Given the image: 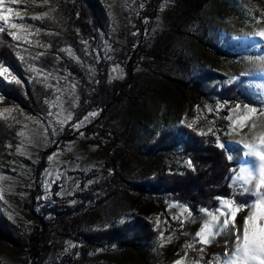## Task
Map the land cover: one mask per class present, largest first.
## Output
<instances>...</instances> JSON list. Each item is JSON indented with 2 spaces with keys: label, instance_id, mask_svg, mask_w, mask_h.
Listing matches in <instances>:
<instances>
[{
  "label": "rangeland",
  "instance_id": "rangeland-1",
  "mask_svg": "<svg viewBox=\"0 0 264 264\" xmlns=\"http://www.w3.org/2000/svg\"><path fill=\"white\" fill-rule=\"evenodd\" d=\"M148 2L124 0L120 5L107 0L114 32H126L125 38H100L95 50L87 47L85 59L70 53L85 71V80L81 81L62 68L42 66L37 61L44 52L37 51L35 44L52 16L49 3L0 0V12L7 8L18 12L20 15L12 16L11 22L26 29L10 30L0 21V28L8 33L15 31L19 37L14 40L26 66L22 77L7 67L11 74H5L7 79L0 76V80L23 88L28 84L37 93L41 90L46 104L39 113L31 115L9 105L0 91V119L10 126L18 142L16 167L11 175L0 176V195L3 198L5 194L17 195L30 202L29 209L8 204L11 216L28 224L35 223L36 214L47 213L50 232L44 236L38 264H227L235 250L237 235L242 236L243 222L253 210L254 183H248L246 178L258 176L259 160L249 154L245 145H257L258 137L264 134V81H248V86L261 93L258 106L234 108L225 118L227 127L220 130L223 106L185 89L178 81L182 74L176 59L169 56L158 59L153 49L159 45L168 54L181 53L194 71H211L225 78L223 83L211 81L208 89H221L242 76L264 74V37L259 35L264 32V0H211L205 8L203 16L209 34L218 43L253 40L252 56L241 54L232 58L219 57L196 42L194 36L199 35V30L191 23L184 35L174 31L167 22L174 0H163L151 11ZM130 46L139 52L137 57L126 56ZM101 61L108 66L100 67ZM102 84L124 86L115 94L116 101L106 108L93 102L102 97ZM83 99L91 107L81 116ZM249 108L255 111L249 113ZM246 116L249 119L239 124ZM178 126H190L199 134L215 130L221 134L215 133L217 143L237 164L233 181L246 204L227 200L215 211L204 210L193 216L187 206L171 200L161 206L141 198H126L119 205L121 221L135 215L154 223L157 241L144 253L100 250L88 258L82 257L77 243L61 235L57 211L75 205L78 191L115 171L131 181L167 171L162 159L147 157L145 150L163 130ZM226 202L239 211L234 219L228 215L230 224L225 228L223 213L230 211ZM106 215L107 210L104 214L93 212L89 218L98 227L107 221ZM205 224L211 233L208 242L202 243L197 233ZM0 259L5 264H34L27 253L1 242Z\"/></svg>",
  "mask_w": 264,
  "mask_h": 264
},
{
  "label": "trees",
  "instance_id": "trees-1",
  "mask_svg": "<svg viewBox=\"0 0 264 264\" xmlns=\"http://www.w3.org/2000/svg\"><path fill=\"white\" fill-rule=\"evenodd\" d=\"M52 9V16L47 20L45 33L36 42L37 51L44 52L38 63L51 68H62L72 75L85 80L84 69L75 61L70 53H77L83 59L87 55V47L95 50L102 37L125 38L126 32H114L111 17L106 6L107 0H46ZM120 5L124 0H115ZM163 0H149L148 9L158 7ZM174 8L167 22L172 24L174 31L185 34L189 23L197 26L199 35L194 36L202 47L214 51L219 57L232 58L241 54L252 56L251 40H233L222 44L209 34L203 12L211 0H174ZM141 27V22L136 20ZM142 30V28H141ZM126 56L137 57L139 52L130 46ZM158 59L169 56L176 59L182 78L178 81L188 91L217 101L223 106L222 119L218 127L226 128L225 118L230 111L238 106H254L262 101L259 91L248 86V81H264V74L242 76L221 89H208L207 85L217 79L223 83L225 78L211 71L196 72L181 55L168 54L159 45L153 49ZM107 67L101 61L100 67ZM0 65L11 68L21 77L26 72L19 44L7 31L0 32ZM123 85L108 86L102 84V97L94 104L108 107L116 101L115 94L123 89ZM0 91L9 105L16 106L24 112L35 115L46 104L42 91L35 92L28 84L25 88L0 80ZM91 105L83 99L81 116L90 111ZM94 107V106H93ZM215 132L199 134L188 126H178L163 130L158 138L150 144L145 155L151 159H162L167 171L139 181H131L122 173L115 171L111 176L96 180L87 188L75 195L73 206H63L57 211L61 222L62 236L75 241L79 252L84 258L92 253L117 251L127 253L148 251L158 239L154 223L140 217L131 216L121 221L119 205L126 198H141L154 201L164 206L166 200L187 206L193 216L202 211H215L223 201L233 200L238 205L246 204L240 195L239 187L233 181V173L237 168L229 153L217 143ZM10 126L0 119V176L11 175L16 167L15 149L17 139ZM191 160L193 168L188 161ZM8 204L21 209L31 208L30 202L17 195H0V242L7 247L20 250L34 260V264L42 255L44 236L50 232V224L46 222L47 213L36 214L34 224H28L22 218L12 217ZM107 221L95 227L89 218L94 212H106ZM0 264H5L0 259ZM104 264V263H96Z\"/></svg>",
  "mask_w": 264,
  "mask_h": 264
},
{
  "label": "snow or ice",
  "instance_id": "snow-or-ice-1",
  "mask_svg": "<svg viewBox=\"0 0 264 264\" xmlns=\"http://www.w3.org/2000/svg\"><path fill=\"white\" fill-rule=\"evenodd\" d=\"M18 12H13L11 8L4 9L3 12H0V21H3L10 30L21 29L26 31L22 25L11 22L12 16H19ZM33 19H36L33 17ZM4 29L0 28V32H3ZM9 35L13 39H19L15 31H9ZM260 36L264 37V32L259 33ZM10 75V69L0 65V76H4L7 79V75ZM12 80H16L15 76H12ZM19 83L18 80H16ZM255 109L249 108L248 112L253 113ZM249 117H244L238 123L243 125ZM255 122H253L252 127H255ZM190 127V126H189ZM259 143L257 145L247 144L245 145L250 149L252 156H255L259 160V169L258 176L250 175L247 177L248 183H254V195L256 197L255 203L252 205L251 214L243 222V233L242 236L239 234L236 238V247L232 255L227 260V264H264V134L258 137ZM190 168L194 166L191 160L188 161ZM247 191V190H246ZM228 213H223L225 219L223 220V227H227L230 224V220L227 218L228 215L234 219L237 212L239 211L238 207L233 206L230 202H226ZM213 221L217 220L216 216L212 217ZM259 221V223H257ZM211 229L207 224L197 233L202 243L208 242V235H210Z\"/></svg>",
  "mask_w": 264,
  "mask_h": 264
}]
</instances>
